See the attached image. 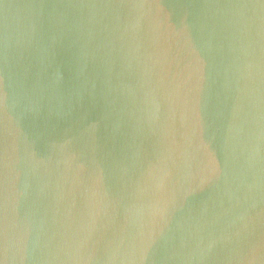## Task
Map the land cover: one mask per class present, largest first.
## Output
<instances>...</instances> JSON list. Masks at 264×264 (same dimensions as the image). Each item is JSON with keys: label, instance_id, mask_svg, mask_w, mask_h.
Segmentation results:
<instances>
[{"label": "water", "instance_id": "obj_1", "mask_svg": "<svg viewBox=\"0 0 264 264\" xmlns=\"http://www.w3.org/2000/svg\"><path fill=\"white\" fill-rule=\"evenodd\" d=\"M0 264H264V0H0Z\"/></svg>", "mask_w": 264, "mask_h": 264}]
</instances>
